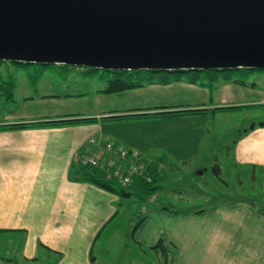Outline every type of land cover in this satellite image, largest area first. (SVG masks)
<instances>
[{
	"label": "crops",
	"instance_id": "1",
	"mask_svg": "<svg viewBox=\"0 0 264 264\" xmlns=\"http://www.w3.org/2000/svg\"><path fill=\"white\" fill-rule=\"evenodd\" d=\"M226 89L232 94L247 91L246 95L251 90L237 83L221 84L213 93L187 81L155 83L118 94L97 92L91 95V101L89 99L85 105L101 111L63 113L61 105L53 103L49 113L31 109L23 114L0 117V123L34 122L68 115L97 119L82 124L0 130V240L4 245L0 248V264H46L48 259L53 264H132L135 261L136 264H264V208L256 200L233 196L195 209L178 208L176 199L156 204L154 210H159L163 220L159 227L149 224L151 219L146 207L141 212L135 209L127 217L132 240L142 253L149 255L144 249L152 250L155 258H150L154 262H144L138 253L118 255L117 245L126 244V239L122 238L123 241L116 234L120 229L124 231V226L116 223L122 215L124 197L79 178L75 173L79 165L75 161L78 152L98 148L104 152L100 145L107 142H112L120 153L126 150V159L135 156L149 159L158 169V182L169 171L178 173L175 165H187L186 158L176 156L169 162L166 155L160 153L164 152L162 145L153 149L154 156L142 152L135 154L132 147L137 146L116 130L105 128L100 119L132 118L108 116L150 112L156 107H215L219 92ZM210 92L215 98L211 106L205 105ZM77 95L80 94H71ZM182 95L186 103L175 100ZM249 96L242 102L255 99ZM51 97H56L53 100L58 102L62 99L59 95ZM107 97L112 98L110 104L106 102ZM154 99L156 101L150 104ZM92 138L98 143H92ZM157 139L155 142L160 143ZM229 151H233L235 167H245L251 172L264 171V124L239 135L233 146H228ZM106 154L109 152L105 153V159ZM142 218L135 227L136 221ZM105 230L106 258H103L98 254L104 251L103 246L97 252L96 245ZM132 256L138 260H130Z\"/></svg>",
	"mask_w": 264,
	"mask_h": 264
},
{
	"label": "water",
	"instance_id": "2",
	"mask_svg": "<svg viewBox=\"0 0 264 264\" xmlns=\"http://www.w3.org/2000/svg\"><path fill=\"white\" fill-rule=\"evenodd\" d=\"M0 60L264 68V0H0Z\"/></svg>",
	"mask_w": 264,
	"mask_h": 264
},
{
	"label": "rangeland",
	"instance_id": "3",
	"mask_svg": "<svg viewBox=\"0 0 264 264\" xmlns=\"http://www.w3.org/2000/svg\"><path fill=\"white\" fill-rule=\"evenodd\" d=\"M73 69L76 70L70 74L56 65H18L10 61L0 63V83L8 85L6 82L14 81V99H7L6 89H1L3 93H0V117L23 114L27 111L30 112L31 109L49 113L51 110L50 105H53V103L61 105L60 112L63 113L74 110L80 112L85 110L87 113L101 111L99 108L88 109L89 106L85 105L89 99L91 101L92 98H89L92 97L91 95L96 94L99 89L107 85V82L100 77L101 71L84 75L83 72L86 68L83 66ZM32 74L40 76L36 77L37 80H35L30 77ZM249 79L257 82L255 90L248 86L251 90L247 95V91L241 94L237 92L234 95L230 90H222L218 94L219 101L215 105L257 104V106L199 111L190 115L158 113L146 114L147 117L134 118L131 116L132 118L122 120H106L105 117L100 119V123H103L105 128L116 130L121 136L127 137L128 141L136 145L137 147H132L135 154L142 152L144 155L154 156L156 151L153 149L157 145H162L164 152L160 153L165 154L169 162H172L176 156L188 160L187 165L180 163L175 165L178 173H173L174 170L169 171V173L166 172V177L160 178L159 183L162 187L158 190V195L152 196L148 200H143L142 196L136 193L123 198L121 203L122 215L116 220V223L124 226V231L120 229L116 234L121 239L125 238L126 244L119 243L117 245V249L120 251L117 252L118 255L138 253L144 262H154L151 261V258L152 260L155 258L152 250L144 249L150 253L146 255L135 244L134 239L132 240L133 232L129 228L130 223L127 217L131 212L133 214L135 209L141 212L142 208L146 207V212L149 213L151 219L149 224L159 227L162 225L163 220L159 210H154L155 205L166 204V202L175 201V199L178 208L183 207L184 209L187 206L191 208L205 207L206 204L215 203L218 199L232 196L256 200L258 205L264 208V171L251 172L245 167H235L232 164L233 151L228 152V146L232 147L244 130L250 128L252 123L260 124L264 120V73L254 71ZM211 92L213 93V91ZM211 92L210 99L205 105L211 106L215 102L214 95ZM71 94H82L83 96H71ZM51 95H59L62 99L58 102L53 100L58 96L51 97ZM175 95H178V92H175ZM248 96L250 99H255L243 103ZM111 99L107 97L106 102L110 104ZM175 100L187 102L184 95L177 97ZM154 101L156 99L151 101L150 104H153ZM43 106L45 108H42ZM155 109L157 108H151V110ZM157 137H159V142L162 144L155 142ZM160 149L162 148L157 150ZM123 151L127 152L126 150ZM123 159L126 158L122 156ZM216 163H219L223 168L219 175L213 170ZM200 170H204V172L198 173ZM131 189L132 187L129 186V190ZM112 226H110V229ZM163 226H165V222ZM97 243L96 251L98 252L99 247L103 246L104 251H99L98 254L106 258V230ZM2 247H4L3 240H0V248ZM130 260L138 259L132 256ZM122 262H124V256H122ZM46 264L53 263L48 259ZM132 264H136V261Z\"/></svg>",
	"mask_w": 264,
	"mask_h": 264
},
{
	"label": "trees",
	"instance_id": "4",
	"mask_svg": "<svg viewBox=\"0 0 264 264\" xmlns=\"http://www.w3.org/2000/svg\"><path fill=\"white\" fill-rule=\"evenodd\" d=\"M8 62V60H0V63ZM16 63L18 65H29V64H41L43 66L46 65H56L60 67L63 71L68 73H72L78 66L70 65V64H49V63H25V62H17L10 61ZM84 70L83 74H95L96 71H101L100 77L103 78L107 85L102 88L99 92L103 94H118L138 88L145 87L148 84H168L175 81H187L189 83L197 84L201 87H205L210 91H215L219 85L225 83H237L243 86H251L256 87L257 82L250 81L249 77L252 72L258 71L264 73V68H252V67H237V68H225V69H192L188 71H168V70H152V69H106V68H97V67H87ZM80 70V68H78ZM41 74V73H40ZM1 75V73H0ZM40 75H30L31 78L36 79ZM8 85H4L0 83V93L1 89H6V98L13 99V89H14V81L6 82ZM81 95V94H80ZM246 106H257V104H240V105H226V106H217V107H161L155 109V111L136 113V114H113L108 117L116 118L120 116H132V115H141V114H158V113H167V114H191L199 111H216V110H229L232 108H243ZM159 109L161 111H159ZM139 110V109H134ZM96 117H78L68 115L66 117L57 118V119H47L42 121H34V122H15V123H0V130L7 129H20L27 127H48V126H62L69 124H82L96 121ZM264 122V120H263ZM255 126H259L256 124ZM251 130V128H247L240 135H243L245 132ZM115 147V145H114ZM140 158V157H139ZM148 167L141 173H136L132 175L133 182H130L127 185H122L118 179L116 173V168L108 163L104 166H94L88 164L79 163L78 169H76L75 173H78L79 178L86 179L103 189L114 192L121 197L131 196L136 193L142 196L143 200H148L157 193V191L162 187L158 182V178L156 175L158 173V169L152 162L145 158ZM140 158V159H141ZM213 170L216 174H220L222 167L220 164H215L213 166ZM129 186L132 187L129 190ZM134 189V191H133ZM137 190V191H136ZM264 212V209L262 210ZM144 218V217H143ZM138 219L135 223V227L143 220ZM162 243V241L160 242ZM155 247H158L156 245ZM93 257V256H92Z\"/></svg>",
	"mask_w": 264,
	"mask_h": 264
},
{
	"label": "built area",
	"instance_id": "5",
	"mask_svg": "<svg viewBox=\"0 0 264 264\" xmlns=\"http://www.w3.org/2000/svg\"><path fill=\"white\" fill-rule=\"evenodd\" d=\"M92 143L97 144L98 141L96 138L91 139ZM104 148V152L98 148L97 150H90L86 152H78L75 156V161L81 164H88L94 166H104L106 163L116 168V175L118 176L119 181L122 185H127L130 182H133L132 175L136 173H141L147 169L148 164L146 160L139 157H129L125 159V162H122V156L125 155V152H121L115 149L112 142H107L105 145H100ZM109 152V155L106 154V159L104 157L106 152ZM115 155V156H114ZM125 157V156H124Z\"/></svg>",
	"mask_w": 264,
	"mask_h": 264
}]
</instances>
